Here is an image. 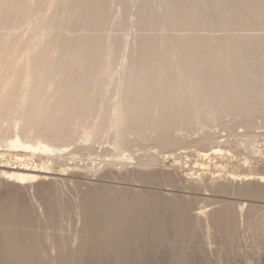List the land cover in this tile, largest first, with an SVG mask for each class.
Wrapping results in <instances>:
<instances>
[{
	"label": "bare ground",
	"instance_id": "1",
	"mask_svg": "<svg viewBox=\"0 0 264 264\" xmlns=\"http://www.w3.org/2000/svg\"><path fill=\"white\" fill-rule=\"evenodd\" d=\"M158 1L159 11L153 8V0H145L139 11L142 61L123 81V138L128 133L138 135L146 130L149 138H167L173 131L186 130L209 115L220 122L236 115L248 119L263 108L264 0ZM13 3H17V9H7ZM5 4L2 14L9 16L3 21L5 27H11L21 16L22 23L40 29L39 37L44 40L28 47L29 56L22 64L13 61L7 79L0 80V88L9 85L7 80L24 69L31 77L40 73L42 80L33 91L31 103H39L49 87L56 85L51 102L36 106L46 120L60 119V114L66 113L72 115L71 126L73 119L76 123V114H87L95 107L104 113L103 85L92 83L96 80L95 72L113 59L111 53L102 59V53L111 52L107 50L102 28L112 10V0H6ZM57 8L61 13L54 19ZM126 11L124 8L123 13ZM38 17L40 23L35 20ZM162 20V31L168 38L160 42ZM118 25L124 27L123 20ZM21 33L15 31L12 40H20ZM74 49L81 54L73 55ZM92 88L99 93L90 97ZM217 150L218 147L213 149ZM202 153L205 156L208 152ZM155 159L149 156L139 162H148L154 169ZM156 172L136 171L126 175L129 179L121 174L103 176L128 181L133 177L137 182L150 184L164 180V173ZM49 173L23 167L9 174L0 167V179L14 177L17 182L49 179ZM207 179L201 186H207ZM212 189L264 203V186L257 188L246 183L230 189L216 183ZM32 194L33 207L44 223L63 213L61 207L46 200L48 197ZM17 203L16 208H0V245L10 258L2 264H21L41 253L34 243L33 216L24 202ZM208 204H214L206 217V226L211 230L209 239L219 240L227 255L232 256L236 250V232L241 223L253 227L254 234L264 239L262 205L249 203L244 212H238L228 201L213 200ZM193 209L190 202L152 190L100 184L96 191L77 194L73 211L78 226L71 236L77 244L71 250L59 247L60 250L54 244L53 259L82 262L105 258L128 263L138 258L144 263L150 254L162 250L174 262L202 263L198 233L201 218Z\"/></svg>",
	"mask_w": 264,
	"mask_h": 264
},
{
	"label": "rangeland",
	"instance_id": "2",
	"mask_svg": "<svg viewBox=\"0 0 264 264\" xmlns=\"http://www.w3.org/2000/svg\"><path fill=\"white\" fill-rule=\"evenodd\" d=\"M5 1L0 0L2 81L7 79V73L14 60L21 61L22 64L29 56L28 47H33L39 39L44 40L43 36L39 37L40 29L36 28L37 26L30 28L22 23L21 16L19 19L17 16L19 22L17 20L11 27H5L3 21L9 17H6L5 13V16L2 14ZM144 2L145 0H112V10L102 28V35L107 40V50L111 52L102 53V59L109 53L113 59L108 66L95 72L96 80L92 83V86H96L98 82L103 85L104 113L95 107L87 114H76V123L73 119L74 124L71 126L72 115L66 113L60 114V119L46 120L36 106L51 102L56 85L49 87L39 103H31L33 91H36L42 80H39L40 73L31 77L24 69L17 71L7 80L9 85L0 88V167L9 174L17 172V168L27 167L33 171H48L51 176L49 179L35 182H17L14 177L11 180L0 179V208H16L17 202H24L33 216L36 229L34 243L41 253L28 257L21 264L124 263H115L105 258L82 262L75 259L67 262L53 259L54 244L58 249L64 250L74 249L77 244L71 238L75 227L78 226L73 211L77 194L96 191L100 184L130 187L131 190L148 189L190 202L194 208L193 213L201 218L198 233L203 262L199 264H264V239L254 234L253 227L248 228L246 224L241 223L236 232V250L229 256L219 240L209 239L211 230L206 226V217L214 206L208 203L213 200L231 202L238 212H244L249 203L262 205L264 211V203L256 199L249 202L242 196L216 193L212 189L216 183L226 185L230 189L246 183L257 188L264 186V107L248 119L236 115L227 116L220 122L209 115L205 119L195 121L186 130L173 131L167 138H149V130L138 135L128 133L126 138L122 136L121 95L125 88L123 81L142 61V27L137 23V19ZM16 7L17 3H13L8 5L7 9L14 10ZM124 8L126 13H123ZM153 8L159 11L161 3L153 0ZM54 10L55 19L61 9ZM35 20L40 23L41 17ZM121 20L124 27L118 25ZM164 22L165 20H162L159 24L160 42L168 38L162 31ZM15 31L23 33L20 40H12ZM72 54L80 55L81 52L74 49ZM52 69L53 67L47 70L49 72ZM98 93L99 91L92 88L89 96L93 97ZM217 147L220 152L213 151ZM202 152L209 154L203 156ZM149 156L156 158L154 169L148 162H139ZM153 170L157 171L156 173H164V180L156 182L154 180L157 179L150 178V181L154 182L143 184L135 181L133 177L128 181L103 176L108 173L121 174L129 179V173H148ZM205 179L209 180V183L207 186H201ZM53 191L55 193H52ZM32 193H36L37 197L41 194L43 199L48 197L46 200L49 199L55 207H61L63 213L53 217L48 224L44 223L42 219H38L41 215L36 213L33 207L35 199ZM132 249L136 251L137 248L133 246ZM148 257V261L143 257L144 261L146 260L144 263L135 258L124 264H194L171 261L162 250ZM9 260L8 252L0 245V264Z\"/></svg>",
	"mask_w": 264,
	"mask_h": 264
}]
</instances>
